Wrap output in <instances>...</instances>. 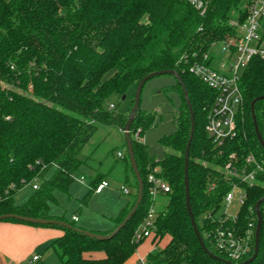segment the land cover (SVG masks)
Masks as SVG:
<instances>
[{
    "label": "trees",
    "instance_id": "trees-1",
    "mask_svg": "<svg viewBox=\"0 0 264 264\" xmlns=\"http://www.w3.org/2000/svg\"><path fill=\"white\" fill-rule=\"evenodd\" d=\"M245 4L246 0H215L201 14L186 0H0V216L69 223L71 227L29 223L64 231L45 249L57 254L59 264H125L142 243L134 234L154 202L147 178L158 167L157 176L168 182L171 191L161 194L166 203L157 211L152 241L167 242L154 246L146 256L148 264H227L220 259L228 260L227 256L213 242V232L220 227L251 236V251L239 264H264V202L259 252L245 263L255 250V205L264 197V147L255 127L264 141V98L255 103V119L251 111L252 101L264 95V60L254 57L242 72L243 111L236 135L221 153L205 129L216 94L190 69L213 42L232 34L230 14L243 12ZM160 70L179 73L192 103L190 204L209 252L200 244L187 209L185 151L192 127L178 80L171 88L180 92L184 104L177 113V130L159 140L171 149L162 159L156 160L142 141L156 115L138 110L133 116L131 136L144 192L131 220L111 236L136 202V178L132 201L114 218L116 227L109 232L91 231L106 238L88 236L75 221L50 214L54 192H68L86 164L80 154L99 126L123 130L126 125L131 113L110 109L108 98L124 96L144 76ZM232 154L236 159H230ZM250 155L263 170L248 184L226 166L231 162L237 174L251 172L255 164L247 161ZM123 160L132 170L127 154ZM102 180V174L91 180L83 204ZM28 184L38 188L17 205L15 196ZM234 184L246 191V199L236 220L223 221L218 211Z\"/></svg>",
    "mask_w": 264,
    "mask_h": 264
},
{
    "label": "built area",
    "instance_id": "built-area-1",
    "mask_svg": "<svg viewBox=\"0 0 264 264\" xmlns=\"http://www.w3.org/2000/svg\"><path fill=\"white\" fill-rule=\"evenodd\" d=\"M201 14H204L215 0H186ZM237 21H230L234 31L222 40L213 42L210 47L203 52L200 58L191 65V71L200 80L215 92L213 106L206 122V132L213 143L220 147V153L226 142L237 133L238 117L243 111V92L240 81L243 70L254 57L264 60V0H246L243 12L235 10ZM241 31V32H240ZM220 46L223 56L218 57L212 51L215 46ZM197 56V55H195ZM114 109V104L109 105ZM117 157L123 159L124 154L117 152ZM230 159H236L235 154ZM249 163L255 164V169L248 173H238L231 169V162L226 166L229 173L237 176L241 181L251 184L258 170H263L261 163L253 156L247 158ZM158 167L148 175V192L154 201L143 222L135 231L134 237L137 241L153 238L156 229L157 200L161 194H167L171 187L167 181L157 176ZM84 180V177H81ZM109 186V182L102 180L95 192L99 193ZM37 189V185L32 186ZM241 191L240 202L244 203L246 191L238 184H234L222 200L221 209L228 207L234 199V190ZM125 195L130 194V190L124 189ZM223 221L236 220L235 217L228 216L225 212L219 214ZM73 221L78 219L77 215L72 217ZM213 242L228 260L238 263L244 259L251 251V236L237 235L230 227H220L213 232ZM39 256H35L37 260ZM138 264H148L147 259L142 258Z\"/></svg>",
    "mask_w": 264,
    "mask_h": 264
},
{
    "label": "rangeland",
    "instance_id": "rangeland-1",
    "mask_svg": "<svg viewBox=\"0 0 264 264\" xmlns=\"http://www.w3.org/2000/svg\"><path fill=\"white\" fill-rule=\"evenodd\" d=\"M230 20L237 21V14L234 10L230 14ZM212 51L216 52L218 57L223 56L222 49L218 45L213 47ZM109 75L110 73L107 77ZM176 82L177 78L172 74L157 75L145 83L141 93L140 112H153L156 115L155 123L145 131L142 139L147 145L149 153L156 160L162 159L165 152L171 151V149L165 148L159 140L163 136L170 135L177 130V113L182 104H184L180 92L171 88ZM135 90L131 86L124 95L125 98L123 95L113 94L108 98L107 102L109 105L114 104L115 111L130 114L134 106ZM119 151L124 154L128 153L123 130L115 126H99L92 139L82 150L80 157H85L90 165L100 166V171L107 173L112 165H114V169L123 165V160L117 157V152ZM123 171L112 172L113 174L109 175L111 179L110 187L105 189L102 194L93 193L87 204H83L82 199L90 189L88 186L91 184V174H87L85 184L80 183L78 180L82 174L77 175L67 193L60 191L55 194L58 203L53 207L58 208L61 211V216L68 222H72V217L76 214L79 220L75 224L81 226L84 230H87L85 225L100 229L108 227L111 220L122 212L124 204L121 202L128 203L132 201L133 196L125 195L123 190L128 189L132 193L135 192V188L132 185L135 181L132 170L128 168L130 175L128 183L124 178ZM240 197L241 191L239 189L234 190V199L228 207L219 210L218 214L225 212L228 216L235 217L241 207ZM165 203L166 200L160 196L157 200V209L162 208ZM148 239L152 238L143 240L145 244L149 243L150 240ZM161 242L159 243L156 240L155 243L153 242V246H162ZM145 244L138 248L137 252L127 261V264L138 263L140 259L146 257L144 255Z\"/></svg>",
    "mask_w": 264,
    "mask_h": 264
},
{
    "label": "crops",
    "instance_id": "crops-1",
    "mask_svg": "<svg viewBox=\"0 0 264 264\" xmlns=\"http://www.w3.org/2000/svg\"><path fill=\"white\" fill-rule=\"evenodd\" d=\"M123 153V152H122ZM124 154V153H123ZM81 159L86 161L77 175L82 174L81 177H84V180L81 178L78 179L80 183L85 184V179L87 174H91V179H93L97 174L103 175V180L109 182L110 187V174L114 172L123 171L125 180L130 178L128 168L126 167L125 161L123 160V165L114 169V165L107 171V173L100 171V166H92L88 163V159L85 157H81ZM54 169L50 171L49 176L53 173ZM113 172V173H112ZM76 175V177H77ZM125 184V182H123ZM123 185V184H122ZM126 185V184H125ZM90 187V186H88ZM105 188V189H107ZM103 189L101 192L96 194H102L104 192ZM35 189H33L32 185L28 184L23 187L15 196V201L17 205H22L25 203L30 196L33 194ZM60 191H55L54 195ZM133 196V193L130 190V194ZM131 202V201H130ZM130 202L125 203L124 209ZM56 202H50V214L53 216H61V211L57 210L55 207L57 205ZM76 215V214H74ZM73 215V216H74ZM117 217V216H116ZM73 220V219H72ZM79 218L75 221L77 222ZM89 224V223H87ZM84 225V224H83ZM88 231H99V232H109L112 231L116 224L114 222V218L111 220L110 225L106 228H92L89 225H85ZM81 227V226H79ZM82 228V227H81ZM64 231L57 227L51 226H41V225H33L25 222H14V221H0V264H59V258L57 254L52 251H45V249L57 238L62 236ZM149 243L145 244V240L140 244L138 248L145 244V252L144 255H148V253L154 248L152 239ZM167 240L164 239L161 242V245L164 246ZM161 246V247H162ZM96 256H102V253L95 254ZM35 256H39L37 260L34 259ZM136 263V262H135ZM134 262L128 264H135ZM127 264V262L125 263Z\"/></svg>",
    "mask_w": 264,
    "mask_h": 264
},
{
    "label": "water",
    "instance_id": "water-1",
    "mask_svg": "<svg viewBox=\"0 0 264 264\" xmlns=\"http://www.w3.org/2000/svg\"><path fill=\"white\" fill-rule=\"evenodd\" d=\"M163 74H172L180 82V84L182 85L184 94H185V99H186L189 111L191 113L192 130H191V136H190V139L187 143V147H186V151H185L186 203H187V209H188V212H189V215L191 218V224H192L193 229H194V231L198 237V240H199L200 244L202 245V247L206 251L209 252V250L207 249L205 242L201 236V233L199 231L198 224H197L195 216L191 210V204H190V183H189V162H190V160L189 159H190L191 142L193 140L194 130H195L194 112H193L191 100H190L188 92H187V90L183 84V81L181 80L179 73L177 71H174V70H160V71L152 72V73L144 76L136 86L135 97H134V106H133L131 115H130L124 129H123V132L125 135V140H126V145H127V152H128L127 155L129 156L131 168H132V171H133L135 178L137 180L138 195H137V199H136V202H135L132 210L127 214V216L124 218V220L115 228V230L113 231L111 236L115 235L119 230H121L131 220V218L134 216V214L137 212L138 208L140 207V204H141L142 199H143L144 183H143V179L141 177V174H140V171L138 168V164H137V160L135 157L134 145H133L130 127H131V124L133 122L134 114L139 110L140 97H141V93H142V90H143L145 83L150 78L157 76V75H163ZM124 98H125V96H124ZM263 98H264V95L259 96V97L255 98L251 103V111H252L254 119H255V115H254L255 103L258 100L263 99ZM255 127H256V132H257L259 141L261 142V144L264 147V141H263V138L261 137V135L259 133L257 125ZM263 202H264V197L262 199H260L255 205V209H256V212L258 215V223H257V228H256V234H255V250H254V254L252 255V257L250 259H248L247 261H245V263L254 260L257 257L258 252H259V240H260L262 220H263V216L260 212V206L262 205ZM5 218H15L17 220H21V221L33 223V224H41V225L60 224V225L65 226V227H71V225L65 221H57V220L34 218V217H25V216L15 215V214H6V215L0 216V220L5 219ZM81 231L84 234H86L88 236H92V237H98V238H106L107 237V236L95 234V233L88 231V230H81ZM220 259L223 260L227 264H239V263H233L227 259H223V258H220Z\"/></svg>",
    "mask_w": 264,
    "mask_h": 264
}]
</instances>
